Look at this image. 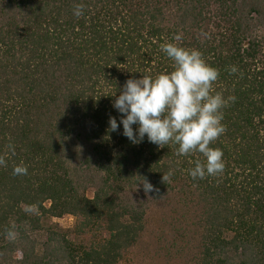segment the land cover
<instances>
[{
  "label": "trees",
  "instance_id": "obj_1",
  "mask_svg": "<svg viewBox=\"0 0 264 264\" xmlns=\"http://www.w3.org/2000/svg\"><path fill=\"white\" fill-rule=\"evenodd\" d=\"M170 42L235 97L210 145L223 171L203 179L187 173L200 153L109 131L128 79L172 71ZM0 158V264H124L160 206L164 260L264 264V0H0Z\"/></svg>",
  "mask_w": 264,
  "mask_h": 264
},
{
  "label": "clouds",
  "instance_id": "obj_2",
  "mask_svg": "<svg viewBox=\"0 0 264 264\" xmlns=\"http://www.w3.org/2000/svg\"><path fill=\"white\" fill-rule=\"evenodd\" d=\"M83 9V4L75 5L73 15L80 17ZM174 40L179 41L180 36H175ZM160 50L172 61V71L128 79L112 103L119 122L110 116L109 131L116 132L122 125L121 134L134 145L142 143L146 137L160 148L169 143L176 145L178 156L200 153L203 162L196 160L194 166L187 169L193 180L219 174L224 168L223 152L210 145L225 132L222 109L235 97L225 98L220 92L213 93L219 72L205 62L199 50L173 42L161 44ZM236 71L233 66L231 72ZM5 163L0 158V166ZM13 174H27V168L18 165L13 168ZM172 175L170 169L162 178L165 180ZM143 188L146 193L153 191L146 180ZM34 207L28 206L27 210ZM15 237L14 230L6 232V238Z\"/></svg>",
  "mask_w": 264,
  "mask_h": 264
},
{
  "label": "rangeland",
  "instance_id": "obj_3",
  "mask_svg": "<svg viewBox=\"0 0 264 264\" xmlns=\"http://www.w3.org/2000/svg\"><path fill=\"white\" fill-rule=\"evenodd\" d=\"M91 192H88V196H91ZM167 207L160 206L159 209L151 211L149 214V220L151 224L148 225L146 234L144 236V241L141 245L134 249L125 259L124 264H183L182 258L177 254H173V257H168L167 260L163 258L162 244H156V237L158 230L161 227V220L166 213ZM62 227H69L74 224V218L68 217L62 219L61 221H57ZM54 223L53 221H49V224ZM40 239H45L44 236H41ZM161 239V237H160ZM159 247L161 253L159 254ZM161 255V257L157 256Z\"/></svg>",
  "mask_w": 264,
  "mask_h": 264
}]
</instances>
